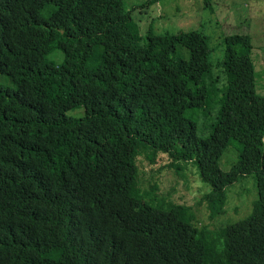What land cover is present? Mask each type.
Here are the masks:
<instances>
[{"label": "trees", "instance_id": "obj_1", "mask_svg": "<svg viewBox=\"0 0 264 264\" xmlns=\"http://www.w3.org/2000/svg\"><path fill=\"white\" fill-rule=\"evenodd\" d=\"M223 46L214 74L206 35H143L124 0H0V264H264L255 47ZM140 145L197 164L211 220L252 176L251 212L198 226L185 205L143 199Z\"/></svg>", "mask_w": 264, "mask_h": 264}, {"label": "rangeland", "instance_id": "obj_2", "mask_svg": "<svg viewBox=\"0 0 264 264\" xmlns=\"http://www.w3.org/2000/svg\"><path fill=\"white\" fill-rule=\"evenodd\" d=\"M126 8L137 22L140 33L151 30L155 34L182 30H197L209 38L210 60L214 74L219 73L217 63L223 59V39L230 35H248L255 49L253 60L256 70V93L264 95V0H124ZM183 55L187 51L182 49ZM49 59L62 61V54L55 51ZM82 108L70 110L68 115L79 117ZM197 132L206 135L207 130L197 118ZM237 160V150L230 144L219 160L223 171ZM136 165L139 170V194L148 202L175 203L188 207L192 222L209 227L235 223L251 212L256 198L252 176L241 177L226 188L225 213L209 219L203 195L209 186L199 178V169L193 162L172 161L166 154L151 151L140 145Z\"/></svg>", "mask_w": 264, "mask_h": 264}]
</instances>
